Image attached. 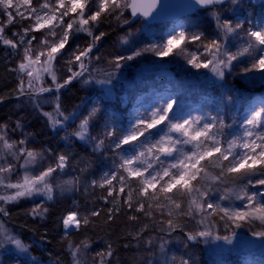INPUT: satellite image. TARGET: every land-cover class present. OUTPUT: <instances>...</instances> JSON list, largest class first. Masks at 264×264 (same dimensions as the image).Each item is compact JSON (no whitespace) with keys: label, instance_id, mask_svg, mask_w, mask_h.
<instances>
[{"label":"snow or ice","instance_id":"obj_1","mask_svg":"<svg viewBox=\"0 0 264 264\" xmlns=\"http://www.w3.org/2000/svg\"><path fill=\"white\" fill-rule=\"evenodd\" d=\"M168 7L161 0H0V46L16 53L23 47L20 59L11 69L18 77L16 97L26 98L47 119L48 127L54 132L61 129L67 132V125L75 123L83 111L77 106L66 113L60 99L62 89L79 79L85 85L107 86L110 93L115 87L116 74L126 62L144 53L171 57L173 61L182 58L186 65L197 70L191 73L193 78L198 79L201 69L211 73L208 79L213 90H219V99L210 110H205L209 107L207 104L185 110L183 93L195 85L170 80L162 92L153 93L152 103L143 111L136 110L127 122L122 115L109 113L103 103L104 95H99L91 101L92 106L76 130L62 138H76L91 145L94 154H99L107 170L99 180H91L89 186L106 190L99 199L112 203L107 209L106 223L122 209L134 213L128 220L141 226L130 231L129 236L143 241L145 247H157L159 240L157 252L162 264H169L165 236L177 230L184 232L186 242L223 240L232 244L233 237L237 236L235 229L244 226L249 227L252 236L264 238V99L243 107L247 101L241 91L246 88L242 81H264V0L258 4L254 0H187L182 5L186 11L197 17L207 12L214 21L211 39L197 30L198 23L192 16L174 23L158 42L139 48L136 47L139 38L129 31L119 38L123 50L129 54L113 57L108 62L113 70L105 73L104 79H94L89 73L95 42L105 35L104 32L96 35L93 28L112 21L131 28V23L141 18V28H144L159 19L162 10ZM128 10L131 16L124 19ZM18 19L31 23L21 31H13L8 38L7 28ZM57 29H62V33ZM79 32L87 33L93 42L83 50L79 45L73 50L67 61L68 74L60 78L55 62L66 51L73 34ZM33 33H43L35 47L37 36ZM192 45L195 48L190 52ZM152 64L166 71L164 61H152ZM238 66L239 70L233 72ZM45 96L51 99H43ZM4 100L0 96V102ZM45 104L53 106L51 112L43 110ZM95 122L101 123L99 136H93L90 131ZM23 127L17 119L12 134L17 130L23 132ZM32 137V133L25 132L20 139H13L9 125L0 123V215L3 217L8 216L7 205L30 198L34 206L28 215L44 218L48 214L45 204L53 201L57 193L78 191L81 177L91 167L90 162L82 159L84 167L78 175L61 179L67 175L70 154L29 147ZM45 153L55 156L46 166ZM18 171L22 175H17ZM37 199L40 203H35ZM101 212L99 208L85 213L78 208L68 211L60 220L64 238L72 231L86 229ZM141 214L149 223L141 222ZM193 221L195 225L184 231ZM220 225L227 235L219 234ZM149 229L160 235L144 239ZM7 245L19 251L13 256ZM91 245L87 235L79 242L69 240L71 264H81L80 256ZM28 247L0 219V249L6 258L15 259L16 264H39L29 256ZM113 254V246L108 243L106 250L94 254L91 264H110ZM145 259L147 264H154L150 257ZM180 264H191V259H182Z\"/></svg>","mask_w":264,"mask_h":264},{"label":"rangeland","instance_id":"obj_2","mask_svg":"<svg viewBox=\"0 0 264 264\" xmlns=\"http://www.w3.org/2000/svg\"><path fill=\"white\" fill-rule=\"evenodd\" d=\"M254 2L258 4L259 0H254ZM211 10L212 9H209L208 11ZM257 11H259L258 8ZM130 16V10H128L124 19H128ZM189 16H192L197 21V30L204 32L207 39H211L212 33L215 30V23L208 16L207 12H201L198 17L194 16L192 13L181 17L177 21L147 24L144 28H141L142 19H138L135 23H131V28L114 21L101 23L93 28V32L96 35H99L100 32H104L105 35L100 41L95 42V47L90 54L92 61L89 64V70L91 72L95 71L96 74H98V77L94 76L95 79H104V74L113 70L112 66L110 71L108 70V62L116 55L129 54L123 50V47L119 43V38L125 33L131 31L139 38V41L136 44V47L139 48L144 45L158 42L160 37L167 33L174 23L183 22L185 18ZM107 19L110 20V18ZM57 31L62 33V29H57ZM84 34L85 36H83L82 42L78 44L80 50H83L89 43L93 42L91 36L87 33ZM42 35L43 33H40L39 39ZM39 39L34 43V47L38 45ZM83 39L86 42H83ZM194 48L195 46L192 45L189 47L188 51L191 52ZM22 52L23 47L20 49V53H16L12 57H16V60L18 61ZM98 56L100 57V60L97 61L96 57ZM152 61H164L167 66L166 71H161L158 68H155ZM238 70L239 66L234 68L233 72H237ZM196 71L197 70L191 69L190 66L186 65L182 58L178 59V61H173L171 57H157L151 52L144 53L142 57H137L134 61L126 62L125 66L116 74V79L113 81L115 87H112L110 93L107 92V86L97 84L95 92L80 105L83 111L81 116L77 118L81 119L92 106L91 101L103 94V103L107 105L108 112H115L118 116L122 115V119L127 122L136 110L143 111L144 107H147L148 104L152 103L153 93L157 91L162 92L164 87L168 86L170 80L173 82H181L184 85H195V87H192L183 93L185 97L183 101L185 104V110L188 108L199 107L203 104L209 106L205 109L206 111L210 110L215 107L214 101L219 99V90H213L214 86L208 79L211 77V73L207 69L199 70L198 79L193 78L191 75V73ZM228 79L231 81L232 77H229ZM242 83L246 85V88L241 91L243 97L247 101V103L243 104V107H247L248 103L264 99V81L257 79L254 82L242 81ZM237 107L240 108L241 111L243 110L240 105H237ZM43 110L51 111V104L43 105ZM4 112L0 109V123H6L7 120H9V116ZM40 128L42 131L43 126L40 125ZM32 130L33 129L29 130L28 128L27 130H23V134L25 132L33 134L32 140L28 145L29 147L49 148L54 154L58 153L56 150L61 151V148H64L65 153L70 154L69 167L66 169L67 175L60 177L61 179H68L71 176L78 175L80 169L84 167V163L81 162L82 159L90 162L91 167L81 177V185L78 191L65 193L64 195L57 193L56 198L53 201H50L52 202L50 208L51 217L46 229L56 238V241H53V243H56L58 247L46 251L49 259L45 262L32 255L29 247L28 254L39 261V264H71V261L64 262L62 260V257L65 254L70 257L68 241L73 240L79 242V240L87 235L91 239L92 245L90 250L80 256V261L81 264H91L94 254L101 250H106V244L111 243L114 247V238L116 235H112L111 232L109 233V226L111 223H114L116 219L128 223L131 231L137 230L141 225L140 223L128 220V216L133 215L134 213L127 211V209H122L118 216H116L111 222L106 223L107 209L112 207V203L99 199L106 193V190L89 186L91 180H99L102 173L107 170V165H102L99 154L92 155L78 147H74L73 145L58 143L55 139L48 143L44 135H40V132L36 133ZM90 130H95L101 133V123L95 122V126ZM45 156L47 158L44 162V166L55 159L54 155L49 156L45 153ZM107 164H111L110 159L107 161ZM12 179L15 180L16 177H12ZM86 186L87 190H85ZM35 203H40V200L37 199ZM27 206L30 210L34 206L33 201L27 200ZM47 206L50 207L48 203L45 204V207ZM77 208L81 213H85L95 208L102 209V212L99 217L93 218L94 222L89 224L86 229L82 228L79 232L72 231L68 238L65 239L64 229L60 220L68 211L76 210ZM159 218L160 217L157 216V220H159ZM141 222L149 223V221L143 218L142 214ZM178 222L184 223V221ZM194 225L195 221L191 222L188 228L184 229V231L190 230ZM218 232L221 236L228 234L224 230L223 225L219 226ZM235 232L237 233V236L233 237L232 244H228L223 240L197 243L195 241L186 242L184 232L177 230L175 233L171 234V236H165V239L168 240L165 252L169 259V264H172L173 259L175 260V264H180L182 259L188 258L191 259V264H264V238L252 236L251 230L247 226L236 228ZM155 235L160 234L156 233L154 229H149L144 233V239ZM28 245L31 246V243ZM126 245L127 250H124L127 256L125 264H147L146 257H150L154 264H157V262L162 264V258L157 252L159 240L156 241L157 247H145L143 241L138 242L136 240H133V242L127 243ZM6 247L12 249L10 254L13 256L19 251L12 245H7ZM153 253L155 254L153 255ZM20 255L22 256L23 254L21 253ZM0 260H3V264H16L15 259L6 258L3 249H0Z\"/></svg>","mask_w":264,"mask_h":264},{"label":"trees","instance_id":"obj_3","mask_svg":"<svg viewBox=\"0 0 264 264\" xmlns=\"http://www.w3.org/2000/svg\"><path fill=\"white\" fill-rule=\"evenodd\" d=\"M31 21H23L18 22L14 25H11L6 30V35L8 38H11V34L13 31H21L22 27H27ZM33 35L37 36L39 39L40 33H33ZM85 36L84 32H79L73 34L72 39L70 40L69 46L66 51L59 59L55 62V68L57 70V75L60 78H64L68 72L67 69L69 65L67 61L70 57V54L76 49V45L82 42V38ZM83 42H86L83 39ZM14 52L10 48H5L0 46V92L1 96L5 97L3 102H0V109L2 111H6V115L9 116V120H7V124L9 125V135L12 136L13 139H20L23 135V132L17 130L13 135L11 129L15 128V122L17 119L21 120V123L24 125L23 130L33 129V132H40V135H44L46 140L51 142V140L57 141L58 143H65L69 145H73L74 147H78L81 150L88 152L92 155H97L92 152L91 145L85 144L79 141L76 138H71L68 140L62 139L66 134L71 133L76 130V126L79 123L80 119H76L75 123H69L67 125V132L61 129L60 131H55L48 127V122L45 117H43L37 110H35L31 104H29L24 99H18L16 97L15 90L18 84V77L15 71H12L16 65V57H12L15 55ZM109 71L111 69V65L109 64ZM92 77H98L95 71L91 72ZM87 78V76L85 77ZM95 79V78H94ZM95 87L97 88V84L90 83L85 85L81 80L76 79L71 84L67 85L64 89L61 90L60 99L63 109L68 112H72L77 106H80L87 98H89L94 92ZM45 99H51V97L45 96ZM51 105V111H52ZM48 111V112H51ZM2 113V114H4ZM40 125L43 126L42 131ZM91 131V130H90ZM93 136H99V132L92 130ZM55 137V138H54ZM44 139V141L46 142ZM47 143V142H46ZM51 147V145H50ZM58 153L64 152V148H61V151H57ZM22 163V161H21ZM17 175H22V171H18ZM16 177V176H13ZM27 200H32L30 198H23L22 200L6 206V211L8 212L7 217H3L0 215V219L5 221V226L11 230L12 234L17 235L25 244H30L29 246L31 250V254L36 256L39 260L43 262L49 259L46 251L53 250L56 247L55 242L56 238L51 235L50 232L47 231L46 227L50 220V212H51V203L48 202V214L44 218L40 217H32L28 215V206ZM128 225V226H126ZM128 223H124L123 221L116 219L114 223L110 224L109 233L112 235L115 234L114 242L115 245L113 247L114 254L110 258V264H125L126 261V253L124 250L127 248L125 245L127 243L133 242L131 236H129V232L131 231ZM108 233V234H109ZM64 262H70L71 257L65 254L62 257Z\"/></svg>","mask_w":264,"mask_h":264},{"label":"water","instance_id":"obj_4","mask_svg":"<svg viewBox=\"0 0 264 264\" xmlns=\"http://www.w3.org/2000/svg\"><path fill=\"white\" fill-rule=\"evenodd\" d=\"M162 3H167L169 7L163 9L159 19L151 21L152 23H166L170 21H177L185 15L192 14L191 12L186 11L182 5L187 2V0H161ZM131 15V11H130ZM143 19V18H141ZM138 20V19H136Z\"/></svg>","mask_w":264,"mask_h":264}]
</instances>
